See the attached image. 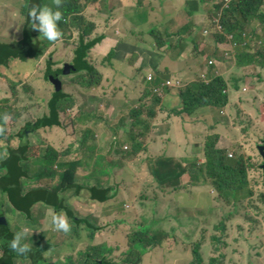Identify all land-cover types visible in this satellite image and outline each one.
I'll list each match as a JSON object with an SVG mask.
<instances>
[{
    "label": "rangeland",
    "instance_id": "1",
    "mask_svg": "<svg viewBox=\"0 0 264 264\" xmlns=\"http://www.w3.org/2000/svg\"><path fill=\"white\" fill-rule=\"evenodd\" d=\"M26 2L27 0H0V38L2 40L7 42H20L24 40L27 25L22 10ZM83 2L86 3L85 0ZM117 6L119 8L116 11L108 12L109 9L106 11V7H97V5L90 3L86 12L89 19L96 21L99 25L95 32L96 37H103L108 32L109 34L113 33L112 35L116 39L124 42L117 49L119 51H117L111 62L107 61L109 47L104 46V41L101 38H99V44L90 52L89 60L91 63L106 75L104 85L107 86V89H101V93L106 96L100 94L98 104V88L87 89L78 84H73L76 75L71 77L61 76L66 85L65 91L75 95L85 111L90 112L91 110L98 109L99 105L101 106L99 115L106 116L109 121L112 120L114 122V125L117 123L121 124V121L118 118V114L110 111L108 105H115L116 109L124 111V115H127L130 112L131 105H134L141 95L139 88H136V85L130 82L129 74H136L137 68L142 67L148 80L151 81L153 79V81H156L160 76L154 70V67L160 64L163 56L161 53L152 51L155 37L167 36L169 32L177 34L186 26L196 27L197 16H188V14L194 15V12H198L199 8L198 2L195 0H185V3L181 6L173 3L172 0H144L142 5L139 4V0H112L111 10ZM103 9L105 10L102 13ZM186 9L190 11H186ZM205 9H208V7ZM138 11L142 12L143 15H138ZM110 15L113 17L108 23L107 19H109ZM134 24L139 25L134 26ZM217 25L218 29L222 31L220 25L218 23ZM145 29H147V32L143 37L144 41L137 40L136 37L134 38L135 35H132L133 33L139 34ZM206 30L207 32L204 33V36L211 37L214 29L212 31L208 28L204 29V31ZM261 30L262 28L258 27L250 33L249 37L243 35L245 41L252 44V47L247 49L251 54H253V44H257L258 46L264 45V35L261 34ZM184 36L189 37L190 31ZM39 37L35 38L36 42L39 40L43 43L47 42V40L39 39ZM78 38V35H76L71 40L66 41V37L65 39L61 37V41L56 46H51L43 58H34L30 61L16 59L9 67L0 66V106L3 100L14 98V90L10 82L12 78L23 83L22 87L19 88L22 92L20 95V105L22 107H31L29 111L25 112L24 117L19 123L15 126L11 125L12 130L9 134L10 136H14L11 143L12 146H20L22 142L19 140L18 135L27 125L35 124L40 119L48 117L49 101L57 91V88L53 81L46 77L47 61L49 58H55V68L64 67V62L74 61L77 46L72 44L75 41L79 44ZM261 39L263 42H261ZM258 41L261 44H258ZM178 42L179 39L175 45ZM109 43V40L106 41V45H109ZM178 44L179 47L175 52L170 56L167 55L162 63V68L170 66L175 70H179L183 76V81H181L183 86L185 83L189 84L197 80L196 74L208 60L202 55H199L196 60L192 59V53L189 55V51H187V43ZM201 47L202 44L200 45V49ZM241 47L243 46H239L238 48ZM225 48L221 50L224 51ZM235 51L236 48L232 54H235ZM134 54H138L137 57L139 58L136 65L132 66L130 65V56ZM225 55H227V60L223 59L224 65L221 67L222 71L219 73H222L223 76L226 74L231 76L235 73V63H232L233 58L230 54L229 46H227ZM122 57H124L123 62H121ZM177 61L180 63L176 64L175 62ZM150 68L152 72L148 70ZM259 72L255 74L256 78L254 79V65L248 68L249 75L248 73L247 75H242L236 71L235 74L238 77L236 80L237 85L232 86L236 91L235 102L229 104L224 110V114H220V110L218 109L213 112L217 121L216 119L212 120L202 117L209 116L206 108H203L201 109L204 110L203 112H200L198 116H193L197 121L195 123L189 120L190 117L188 115H183L186 118L183 122H180L179 129L182 133H185L183 136L166 135V140L173 142L175 139L177 144L180 143L179 146L182 148L181 154L183 156L181 160L182 165H186L185 160L192 157L196 153L195 150L204 155L205 144L208 142V138L211 134H215L219 136L217 146L229 150V152L232 150L234 154V158H230L229 153H227L228 164L233 165L237 163L241 155H245L247 176L253 177L257 173L256 168L261 161L257 146L262 144L264 140V68ZM199 78H201L200 75H198ZM243 78L244 80H242ZM174 82L175 78L172 79L171 74H169L166 77L165 85L173 90ZM251 83L252 86H248ZM25 85L31 86L33 90L26 91L24 89ZM177 91H180L179 88L175 89L173 94H176ZM150 102V99L146 100V103L150 104ZM165 102L168 107L173 106L174 102L176 103V101L173 102V99H167ZM60 105L63 107V110L66 108L65 102ZM179 106L182 108L180 101ZM69 113L72 114L73 111L70 110ZM62 114L64 118L67 117L64 112ZM65 121L67 123L68 120L65 119ZM69 122L77 124L76 118L69 120ZM69 122L68 124H70ZM94 124H98L97 121ZM163 124L164 122L161 120L159 126L153 130V135L157 136L164 132L162 131ZM216 124L218 125V129L212 133L209 126ZM111 126L113 125L111 124ZM62 127L63 130L60 128H43L37 131L41 132L38 136L26 139L24 142L30 145L33 143L34 145L29 156L38 155L40 158L45 159L51 151L49 143L54 145L60 152L65 153L69 151L78 137L75 135L71 125H66V128L62 125ZM101 127L106 131L103 134L109 135L105 138L98 137V134L95 135L93 140L94 146L97 149L107 148L108 150L101 149L102 152L98 154L89 153L85 157L83 165L79 167L80 175L78 180L82 182L81 184L93 186L98 183V170H104L103 166H98V155L108 156L109 147L115 144L117 140L115 134L107 132L109 125L106 121L101 122ZM92 135L91 137L94 136ZM49 138H54L55 140L50 141ZM6 144H8V141H0V148ZM123 149L124 152H128L131 150V146L127 144ZM177 149L174 150L171 147V151L174 154H178ZM2 156L5 155L0 150V158ZM116 157L119 159L118 156ZM63 159L68 158L64 156ZM104 165L107 166L106 161ZM31 168V173L34 176H37L42 170L41 168L38 169L36 163H33ZM116 171L114 169V172ZM94 173L96 176H94ZM123 173L122 169L121 176L115 179V181L119 182L113 181V185L119 189V195L117 200L111 205L91 202L89 200V196H91L89 187L83 193L85 199H77L73 194L70 195L69 202L71 201L73 205L76 218L85 221L88 219L91 223L97 225L96 227L99 224L102 225L103 231L99 237L97 236L95 242L90 240L95 229L85 224L78 225L70 221L71 230L66 233L68 237L65 232L55 230L52 222L51 225L48 223L56 215L54 214L55 211L48 210V207H45L43 204L33 211V216L17 214L15 217L10 206H6L5 210L8 213L9 225L15 233L24 229L28 230L26 242L30 245L31 251L35 253H38L43 245L46 244L48 246L49 243L45 241L48 238L50 239L48 242L53 246V250L46 254V259L41 264H86L89 261L91 253L94 254L92 257H94L95 261H100L98 255L93 253V249L98 246L103 247L102 251H105V254L110 256L112 262L122 264V260L130 252L129 236L136 232L140 224H149L153 219H161L163 217V223L157 219L158 223L150 226L151 235L159 234L162 242L158 247L147 252L140 264H189L193 260V242L204 243L202 253L205 261H208L210 258L215 259L214 256H218L219 252L222 255L219 259L222 260L226 252L228 255H231L240 250L252 249L254 245L255 249L259 247V241L256 244L252 242L249 245H240V242L235 240V243L231 245L228 240H224L222 234V231L224 232L226 229L224 227L225 221H229L228 232H236L237 226H240L243 222L244 216L241 207L243 206L242 202L249 197L247 189L241 190L236 197H231L230 203H228L218 196L214 187L209 182L204 186H201V184H191L192 186L189 187L188 192H182L181 197L177 198L180 201L179 207L175 211L171 209V213L173 214H176V211L181 207L185 212L184 218L179 223H176L175 219L167 217V215L165 217V204L163 207L155 205L151 200L146 201L147 197H158L162 202H170L176 199L175 195L165 196L154 185L144 187L131 174L125 173L123 175ZM188 184L185 183V185ZM39 185L48 187V180L42 181ZM32 187H37V185H32L29 188ZM192 187H196L197 189H192ZM0 200L1 202L2 200L5 202L3 195H0ZM5 204L7 203L5 202ZM261 206L264 207V199L261 202ZM221 221H223L224 225L222 227L219 226ZM257 234L259 239L264 241V229L257 230ZM215 238L221 241L218 242ZM225 242L227 243L226 246ZM106 249L108 250L106 251ZM218 249L220 250L219 252L217 251ZM95 261L91 262V264H94ZM14 263L36 264L33 260L29 259L27 261L23 257L15 259ZM220 264H264V258L227 260L220 262Z\"/></svg>",
    "mask_w": 264,
    "mask_h": 264
},
{
    "label": "trees",
    "instance_id": "2",
    "mask_svg": "<svg viewBox=\"0 0 264 264\" xmlns=\"http://www.w3.org/2000/svg\"><path fill=\"white\" fill-rule=\"evenodd\" d=\"M83 1L60 0L61 10L66 22H62L59 27L63 38L65 39L66 37V41L71 40L76 35L79 37V44L76 41L72 44L77 46L75 50L76 58L72 62L71 74L68 77L76 75L73 84H78L81 87L87 89L98 88L99 104L100 94H102L101 89H107V86L104 85L106 75L91 63L89 55L94 47L99 44V38L104 41V45L108 38L106 35L103 37L99 36V38L96 37L95 32L99 25L96 21H91L86 12L90 3L97 5V7H106V11L109 9L108 12L116 11L119 7L117 6L111 10L112 0H85L86 3ZM143 1L139 0V4L142 5ZM195 1L199 5L198 12H194V15L189 13L188 16L196 15L199 17L196 27L186 26L177 34L169 32L167 36H156L152 51L161 53L163 60H165L169 50H175V48L179 47L178 44L175 45L173 42V37H176V41L179 39L178 43L181 45L187 43V51H189V55L192 53V59L196 60L199 55H202L208 62L200 69L201 72L199 71L200 73L196 74V81L189 84L185 83L183 86L181 83L178 87L176 82L180 80L175 79L173 90L165 85L166 79L164 80L163 75L161 78L159 76L156 81H153V79L150 81L144 74V69L142 67L137 68L136 74H129V79L130 82L136 85V88H139L141 95L135 101V104L131 105L130 112L124 115V111L116 109L115 105H108L110 111L118 114L121 124L117 123L114 125L112 120L109 121L106 116L99 115L101 106L98 105V109L87 112L79 104L75 95L68 94L65 90L56 91L49 105L48 117L40 119L36 125L30 124L31 126L26 128L25 131H21L18 138H20L22 143L19 147L14 148L11 145L14 136L9 134L12 130L11 125L15 126L19 123L25 112L29 111L31 107H22L20 105L22 92L19 88L22 87L23 83L8 77L14 90V98L3 100L2 105H5L0 106V129H2L0 131V141H8V144L0 148L3 155H7V158L2 159V164H0V195L4 196L7 203L5 204L3 200L2 202L0 200L2 206L0 208V264H15L14 260L19 257H23L27 261L31 259L34 263L41 264L44 262V255L47 252L46 248L39 250L38 253L30 250L27 254L20 255L9 248V242L15 232L9 225L8 213L5 210L8 205L13 212L33 216V211L43 204L48 207V210H54L55 214L64 212L69 221L94 228V233L90 237L92 242H95L97 236L101 235L100 233L103 231L102 225L99 224L96 227L97 225L91 223L88 219L85 221L76 218L75 213L69 207V198L73 194L75 197L85 199L83 193L87 187H91L89 200L95 204H98V202H109V205H111L118 198L119 189L113 185L114 176L110 173H107V179L111 186L101 181L94 186H90V184H81L82 182L78 180L80 175L79 167L83 165L85 157L89 153L98 154L102 152L101 149L95 148L93 140L95 135L106 132L102 127L100 128L101 122L104 121L109 125L107 132L115 134L117 138L115 144H112L111 149H109V156L121 155L124 160H121V164L124 165L123 175L125 173L131 174L144 187L154 185L165 196L175 195L176 199L170 202H162L158 197H147L146 201L151 200L155 205L163 207L165 204V217L167 215V217L175 219L176 223H179L184 218L185 212L181 207L176 211V214H173L171 209L175 211L179 207L180 201L177 198L181 197L182 192H188L191 184L197 185L209 182L218 196L228 203H230L231 197H236L243 190L247 178L244 160L241 158L235 165L228 164V150L217 146L218 135L211 134L208 138L209 140L205 144V163L196 167L197 172L195 174L192 170L195 168L193 164L191 165L189 162H186V165L179 164L183 156L181 154L178 157V154H174L171 151V147L175 150L180 143L177 144L175 139L173 142L166 140V135L172 134L181 137L185 134L179 130L180 122H183L186 118V116H183L185 114L190 117V121L195 123L197 121L193 116L203 112L204 110H201L203 108H210L213 111L226 108L229 105V95L225 91L228 89L229 83L232 86L237 85L236 80L238 77L235 74L237 70L249 65L253 66L254 64L261 65L264 68V45L253 44V54H251L247 49L252 47V44L247 43L243 37L244 34L248 37L249 33L253 32L256 27H261V34L264 35V0H230L229 4L226 3V0ZM33 5L55 7V0H27L22 10L27 25L24 40L7 42L0 38V66L9 67L16 59L30 61L34 58H43L47 54L46 51L51 46H56L60 41H47L45 43L40 40L38 42L35 41V38L39 37L40 33L31 28L28 18V12ZM207 7L208 9H205ZM105 9L102 10V13ZM137 14L143 15L139 11ZM112 17V15L109 16V19H107L108 23ZM217 19H220V23L223 25L222 31L217 27ZM205 20L210 21L214 25L213 36L206 40L203 38L204 32L201 30ZM188 31H190V36H184ZM146 32L147 29L139 34L133 33L132 35H135L137 40L144 41L143 37ZM230 36H234V38L230 40ZM123 43L122 40H118L109 46L107 61L111 62L113 60L117 51H119L117 49ZM201 44L203 46L200 49ZM227 46H229V51L233 58L232 63H235V73L231 76L229 74L223 76L222 73H219L224 65L223 59L227 60V55H225ZM239 46L243 47L238 48ZM224 47L226 48L222 51L221 49ZM235 48V54H232ZM137 56L138 54L130 56V65H136L139 58ZM123 61L124 57L121 58V62ZM55 64L53 61L47 64V69L50 68V70H47L46 77L51 80L50 75H52V81L63 75V70H59V73L53 69ZM161 67V65L154 67V70L161 74ZM148 70L152 72L151 68ZM198 75L201 78L198 79ZM101 84L102 86H100ZM174 88H179L180 91L173 94ZM24 89L26 91L33 90L29 85H25ZM170 95L174 96V101L177 103H173L174 107H168L165 102ZM147 99H150V104L146 103ZM179 101L182 103V108L179 106ZM63 102L66 105L64 110L60 105ZM70 110L73 111L72 114L69 113ZM63 112L67 115L66 118L63 117ZM80 113L82 114L77 116ZM5 115L9 117L7 122L2 119ZM73 118H76L77 124L69 122ZM65 119L68 120L67 123ZM161 120L164 122L162 128L166 127L165 133L155 136L153 135V130L159 126ZM95 121L98 124L95 125ZM62 125L65 128L66 125H71L75 135L78 137L69 151L60 152L54 145L49 143L52 152L50 151L45 159L40 158L38 155L29 156L33 146L24 142L29 139L26 136L27 133L39 131L43 128L61 129ZM209 128L213 133L218 129V126L211 125ZM91 134L94 136L92 135L93 137H91ZM49 140L52 141L53 139ZM121 142L123 143L121 144ZM127 144L131 146V150L124 152L123 148ZM64 156H67L68 159L64 160ZM98 157L100 161L106 156L98 155ZM104 162H101L98 166L106 167V170L113 168L118 172L119 167L115 160H111L107 166L104 165ZM33 163H36L38 169H42L37 176L31 173ZM188 163L190 164L189 166H187ZM99 173L101 171L98 170ZM94 176H96L95 173ZM44 179L48 180V187L39 185ZM115 182L119 181L116 180ZM185 183L189 184L185 185ZM27 185H37L38 187L29 190ZM157 219L159 218L153 219L149 224H140L136 232L129 236L130 252L122 260V264H140L147 252L161 244L162 241L159 238V234L152 236V231L150 230V226L158 223ZM159 221L163 223L164 217L159 219ZM219 226H223V221L220 222ZM215 240L220 242L217 238ZM193 245V260L189 264H220L222 262L216 258H210L205 261L202 253L204 243L193 242ZM50 248L51 246H48V249ZM102 248L98 246L93 249V253L98 255L100 261H95L94 257H92L94 254L91 253L86 264H91L94 261V264H116L111 261L110 256L105 254V251H102ZM217 251L219 252L220 250L218 249Z\"/></svg>",
    "mask_w": 264,
    "mask_h": 264
},
{
    "label": "clouds",
    "instance_id": "3",
    "mask_svg": "<svg viewBox=\"0 0 264 264\" xmlns=\"http://www.w3.org/2000/svg\"><path fill=\"white\" fill-rule=\"evenodd\" d=\"M229 1L230 0H226V3L227 4H229ZM28 18H29V24H30V26H31V28L33 29V30H35V31H38L39 33H40V38H42V39H44V40H47V41H49V42H57V41H59L60 40V38L61 37H63L62 36V32H61V30H60V27H59V25L62 23V22H66V19H65V17H64V14H63V12H62V10H61V3H60V0H55V7H51V6H48V5H33L32 7H31V9L29 10V12H28ZM255 22H257V21H255ZM216 23H218L219 25H220V27L222 28V30H223V25L220 23V19H217V22ZM208 29H210L211 31L214 29V25H212L210 28H208ZM204 33H206L207 32V30L206 31H203ZM245 35V34H244ZM203 36H204V34H203ZM205 37V36H204ZM231 37V39H233L234 38V36H230ZM249 37V36H248ZM61 41V40H60ZM75 58H76V54H75ZM54 59L55 58H50V60L51 61H53L54 62ZM74 61H75V59H74ZM73 61V62H74ZM56 62V61H55ZM67 64H71L72 65V62H66ZM67 64H65V66L67 65ZM65 66L63 67H60V68H53L54 70H57L58 72H59V70H63V75L65 76V77H68L69 76V74L68 75H66L65 73H64V69H65ZM60 73V72H59ZM63 75H61V76H63ZM50 78H51V80H52V75H50ZM60 81H62V83H63V88H62V90L61 91H64L65 90V87H66V85H65V82H64V80L63 79H61V77H57ZM243 80V79H242ZM54 83V82H53ZM178 83H180V85H181V81H177L176 82V85L179 87L180 85L178 84ZM55 84V83H54ZM55 86H56V84H55ZM174 86H175V84H174ZM229 86H230V88L232 89V90H234V87H232V84L231 83H229ZM248 86H252V83L251 84H249ZM56 88H57V86H56ZM230 88L228 87V89L225 91V93L226 94H228L229 93V90H230ZM174 89H178V88H174ZM236 90L238 91V89L236 88ZM57 91H58V89H57ZM68 93V92H67ZM55 94V93H54ZM54 94H53V96H54ZM69 94V93H68ZM241 94H244V93H241ZM229 95V94H228ZM53 98V97H52ZM52 98H51V100H52ZM51 100L49 101V105H50V102H51ZM207 110V113H208V115L209 116H202V117H204L205 119H216V121H217V118H216V116L214 117V116H212V109H210V108H208V109H206ZM205 115H207V114H205ZM195 116H198V115H195ZM2 119L5 121V122H7V120L9 119V117L7 116V115H5V116H3L2 117ZM35 125H36V123H35ZM217 125V124H216ZM29 126H31L30 124L29 125H27L26 126V128H28ZM26 128H24V130L23 131H25V129ZM0 131H2V129H0ZM35 132H37V131H35ZM35 132H29L28 133V135H27V138H30L31 137V139L34 137V136H38V134H40V132H37V133H35ZM45 133V132H44ZM31 139H30V141H31ZM19 140H20V138H19ZM264 144V140L262 141V144H260V145H258L257 146V149H258V147L259 146H262ZM31 146H33L34 147V145H33V143H31ZM14 147V146H13ZM219 147V146H218ZM15 148V147H14ZM228 153H229V157L230 158H234V154H233V152H232V150H230V152H229V150H228ZM258 153H259V150H258ZM205 155V154H204ZM259 155H260V153H259ZM261 156V155H260ZM4 158H7V155H5V156H2L1 158H0V164H2L1 163V160L2 159H4ZM261 159H262V156H261ZM206 160V159H205ZM243 160H244V164H245V168H246V176H247V162H246V158H243ZM262 162H263V159H262ZM205 162H203L202 164H204ZM202 164H199L198 163V161H196L195 163H193V165L195 166V168L196 167H198V166H200V165H202ZM236 164V163H235ZM235 164H233V165H235ZM190 164L188 163V165L187 166H189ZM120 169V168H119ZM107 173H110V174H112L113 176H114V181H115V179L116 178H118L119 176H121L120 175V173H119V170H118V172H114V169L112 168V169H109V170H106V172H102L101 171V173H99L98 174V182L99 181H101V182H105V183H108L110 186H111V184H110V182L108 181V179L106 180L105 179V177H107ZM204 179H206V178H204ZM44 180H47V179H44ZM43 180V181H44ZM206 181V180H205ZM41 183V182H40ZM207 182H205V183H203V184H201V186H204L205 184H206ZM194 185H196V184H194ZM197 185H200V184H197ZM94 186V185H93ZM192 186V185H191ZM27 187L29 188V187H31L30 185H27ZM38 187V186H37ZM37 187H32V188H37ZM53 187V186H52ZM90 189H91V187H89ZM196 187H192V189H195ZM31 188H29V190H30ZM197 189V188H196ZM90 197V196H89ZM77 199H80L79 197H76ZM98 204H102V203H100V202H98ZM105 204H109V202H105ZM69 207L73 210V212L75 211L74 210V208H73V205H72V203H71V201L69 202ZM54 211V210H53ZM17 214H21L22 215V213H20V212H13V216L15 217ZM54 214H55V212H54ZM23 215H25V214H23ZM51 222H52V225H53V227H54V229L55 230H57V231H63V232H65V234L67 233V232H69L70 230H71V224H70V221H69V219L67 218V216H66V214L63 212V213H58V214H56V215H54L53 217H52V221H49L48 223L51 225ZM224 226V225H223ZM27 236H28V230L27 229H24L23 231H20V232H16L14 235H13V238L11 239V241L9 242V248L12 250V251H14V252H16V253H18V254H20V255H25V254H27L28 252H30V250H31V248H30V245L26 242V238H27ZM66 236L68 237V234H66ZM66 237V238H67ZM48 241H50V239L48 238V240H46L45 242L46 243H49V245L48 246H51V248H50V250L48 249V246H46V244L45 245H40V246H42V248L41 249H46L47 248V252L45 253V254H47L49 251H51V250H53V246L52 245H50V242H48ZM221 241V240H220ZM40 249V250H41ZM44 259H45V255H44Z\"/></svg>",
    "mask_w": 264,
    "mask_h": 264
},
{
    "label": "flooded vegetation",
    "instance_id": "4",
    "mask_svg": "<svg viewBox=\"0 0 264 264\" xmlns=\"http://www.w3.org/2000/svg\"><path fill=\"white\" fill-rule=\"evenodd\" d=\"M263 42V40L261 41ZM264 50V49H263ZM50 58L47 61L50 62ZM73 62V61H72ZM67 64L66 62H64ZM48 71L50 70L47 69ZM28 133L26 134V136ZM21 141V140H20ZM21 145V143H20ZM262 159L258 165L257 173L251 177L247 176L246 178V184L243 189H247L249 192V197L247 200L242 202L243 206L241 207L243 211V222L240 226H237L236 232H228V223L229 221H225V231L223 232V238L224 240H228L229 243L232 245L235 243V240L237 242H240L241 244H251L254 242L255 244L257 241L260 242L259 247L255 249V245L252 249H245L237 251L235 254L228 255L226 252V255H223V261L225 262L227 260H236L244 258L247 259H260L264 258V241L260 240L257 234V230L264 229V207L261 206V202L264 199V171L262 169ZM46 187V186H45ZM223 227V229H224ZM227 243L225 242V246ZM50 250V249H49ZM226 250V249H225ZM41 251V250H40ZM222 256L221 254L218 256H214V258L219 259V257ZM46 259V254H45ZM44 259V260H45ZM236 263V262H235Z\"/></svg>",
    "mask_w": 264,
    "mask_h": 264
},
{
    "label": "crops",
    "instance_id": "5",
    "mask_svg": "<svg viewBox=\"0 0 264 264\" xmlns=\"http://www.w3.org/2000/svg\"><path fill=\"white\" fill-rule=\"evenodd\" d=\"M172 2L173 3H175L176 5H178V6H181V5H183L184 3H185V0H172ZM138 13V12H137ZM133 15H134V12H133ZM197 20H199V17H197ZM137 25H139V24H134V26H137ZM212 26V23L210 22V21H207V20H205L204 21V23L202 24V27H201V30L202 31H204V29H206V28H210ZM256 28H258V27H256ZM108 32H106V34H104L103 36H107V41L109 40L110 41V43H109V45H104V46H111L115 41H118L119 39H116L112 34H107ZM116 35V34H115ZM249 35H250V33H249ZM134 36V35H133ZM212 36H213V34H212ZM211 36V37H212ZM211 37H203L205 40L206 39H208V38H211ZM134 38H135V36H134ZM261 41H262V39H261ZM173 42L174 43H176V37H173ZM258 44H261V42L260 41H258L257 42ZM178 44V43H177ZM128 45V44H127ZM179 45V44H178ZM181 45V44H180ZM202 46H203V44H202ZM177 48H175V50H176ZM175 50H169L168 51V53H167V55H171ZM257 54V53H256ZM163 59L161 58V60H160V64L158 65V66H162V63H163ZM174 61V60H173ZM176 64H179L180 62L179 61H177V62H175ZM252 66H248V67H242L240 70H237L240 74H242V75H247V73H248V68H251ZM263 69V67L261 66V65H257V64H254V79L256 78L255 77V74L257 73V72H259V71H261V70ZM161 74H160V76H162L163 75V78H164V80L166 79V77L169 75V74H171V77H172V79L173 78H175V79H179L180 81L182 80L181 78H183V76H182V73L179 71V70H175V69H173V68H171L170 66H165V67H161ZM260 73V72H259ZM248 75H249V73H248ZM166 82V81H165ZM229 88H230V86H229ZM229 104H232L233 102H235V98H236V91H235V89L234 90H232L231 88H230V90H229ZM172 96V97H171ZM174 96L173 95H170V96H168V98L167 99H173V102H174V100H175V98H173ZM229 106V105H228ZM227 106V107H228ZM171 107V106H170ZM226 107V108H227ZM226 108H224V109H222V110H220V114H224V110L226 109ZM213 112H215V111H213L212 110V116H214L215 117V114H213ZM218 126V125H217ZM62 130H63V127L61 128ZM165 129H166V127H164L163 128V130L162 131H164L163 133H165ZM106 133V132H105ZM163 133H161V134H163ZM160 134V135H161ZM106 136H108V134H98V137H101V138H105ZM157 136H159V135H157ZM50 139V138H49ZM53 140H55L54 138H52ZM98 140H100L99 138H98ZM102 150H108L107 148H101ZM109 149H111V146L109 147ZM181 152H182V148H180V146L178 147V149H177V153H178V157H180L181 156ZM195 154H193L192 155V157H189L188 159H186L185 161L186 162H189L191 165L193 164V163H195L196 161H198V163L199 164H202L203 162H205V155H202V154H200L197 150H195ZM109 154H110V151H109V153H108V156H106V157H104V158H102L100 161H99V163H98V165L101 163V162H104V161H106L107 162V165L110 163V161L111 160H115L116 161V163L118 164V167L120 168L119 169V173H121V170L123 169L124 170V165L123 164H121V160H123L122 158H121V155H112V156H109ZM116 156H118L119 157V159L116 157ZM241 158H246L245 157V155H241V157L239 158V160L241 159ZM124 161V160H123ZM179 164H181L182 165V162H181V160H180V163ZM193 170V173L195 174L196 172H197V169L196 168H194V169H192ZM102 172H106V167H104V170L102 171ZM105 179L107 180V177H105ZM52 210V209H51Z\"/></svg>",
    "mask_w": 264,
    "mask_h": 264
},
{
    "label": "water",
    "instance_id": "6",
    "mask_svg": "<svg viewBox=\"0 0 264 264\" xmlns=\"http://www.w3.org/2000/svg\"><path fill=\"white\" fill-rule=\"evenodd\" d=\"M71 68H72V65L71 64H67L66 66H65V69H64V73L66 74V75H68V74H71L70 72H71ZM53 82L56 84V86H57V89H58V91H61L62 90V88H63V83H62V81H60L58 78L55 80H53ZM258 150H259V153H260V155L262 156V159H263V163H262V169H263V171H264V144L262 145V146H259L258 147Z\"/></svg>",
    "mask_w": 264,
    "mask_h": 264
},
{
    "label": "built area",
    "instance_id": "7",
    "mask_svg": "<svg viewBox=\"0 0 264 264\" xmlns=\"http://www.w3.org/2000/svg\"><path fill=\"white\" fill-rule=\"evenodd\" d=\"M168 84V83H167ZM180 85V83H178Z\"/></svg>",
    "mask_w": 264,
    "mask_h": 264
}]
</instances>
